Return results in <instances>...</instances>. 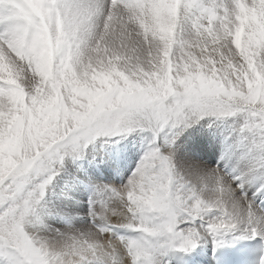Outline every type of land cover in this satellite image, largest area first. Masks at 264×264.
<instances>
[{
  "label": "snow or ice",
  "instance_id": "snow-or-ice-1",
  "mask_svg": "<svg viewBox=\"0 0 264 264\" xmlns=\"http://www.w3.org/2000/svg\"><path fill=\"white\" fill-rule=\"evenodd\" d=\"M0 264H264V0H0Z\"/></svg>",
  "mask_w": 264,
  "mask_h": 264
}]
</instances>
